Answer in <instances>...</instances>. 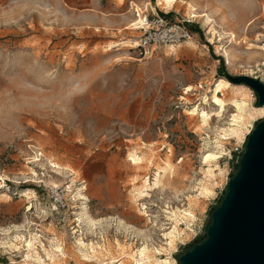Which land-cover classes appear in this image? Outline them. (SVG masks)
Instances as JSON below:
<instances>
[{
	"label": "rangeland",
	"instance_id": "obj_1",
	"mask_svg": "<svg viewBox=\"0 0 264 264\" xmlns=\"http://www.w3.org/2000/svg\"><path fill=\"white\" fill-rule=\"evenodd\" d=\"M161 4L0 0V264H182L207 238L264 119L226 75L264 82V0ZM154 12L191 38L144 51Z\"/></svg>",
	"mask_w": 264,
	"mask_h": 264
},
{
	"label": "water",
	"instance_id": "obj_2",
	"mask_svg": "<svg viewBox=\"0 0 264 264\" xmlns=\"http://www.w3.org/2000/svg\"><path fill=\"white\" fill-rule=\"evenodd\" d=\"M245 83L264 106V82L250 75L231 76ZM207 238L186 251L182 264H264V119L248 135L240 168L212 213Z\"/></svg>",
	"mask_w": 264,
	"mask_h": 264
},
{
	"label": "built area",
	"instance_id": "obj_3",
	"mask_svg": "<svg viewBox=\"0 0 264 264\" xmlns=\"http://www.w3.org/2000/svg\"><path fill=\"white\" fill-rule=\"evenodd\" d=\"M143 22L144 24L140 27L143 33L139 40V46L144 51L149 50L153 45L179 43L191 38L192 35L184 20L172 21L166 14L154 12L152 16L145 15ZM236 151L244 152L242 148Z\"/></svg>",
	"mask_w": 264,
	"mask_h": 264
},
{
	"label": "bare ground",
	"instance_id": "obj_4",
	"mask_svg": "<svg viewBox=\"0 0 264 264\" xmlns=\"http://www.w3.org/2000/svg\"><path fill=\"white\" fill-rule=\"evenodd\" d=\"M177 0H158V2H160V3H162L163 5H165L166 7H168V8H170V7H172L173 6V2H176ZM161 4V5H162ZM189 6H192L193 7V9L196 11L197 10V8L196 7H194L193 6V4L191 3V2H189ZM200 12H198V13H194V14H196V15H198ZM209 17V16H208ZM137 24H143V18H142V16H140L137 20H135V22H133L132 23V25H137ZM139 41H137V40H135L134 41V43L135 44H138L139 45V43H138ZM224 83H226V81L224 80V79H221L220 81H219V83L215 86V88H214V92H216V91H221V90H223V88H224ZM234 86V85H233ZM247 89H249V88H247ZM239 90V89H238ZM236 92V91H235ZM238 92V91H237ZM250 94H249V92L247 91V90H243L242 91V100H243V103L242 102H240L239 101V99H232L233 101H234V103L236 104V106L239 108V109H242L243 108V104H244V101L246 100V98L249 96ZM213 97L215 98V100H217V101H219V103H220V109L221 110H223L224 108H225V101L224 100H221V99H219L218 97H217V95L214 93V95H213ZM236 97V96H235ZM207 113V112H206ZM206 116V115H205ZM204 116V117H205ZM211 116V115H210ZM211 117H209V119H210ZM230 130L233 132V133H238L239 132V130H240V122L239 121H237V123L234 125V126H230ZM238 135H239V133H238ZM212 155H213V157L214 158H216V157H218V153L216 152V151H213L212 152ZM135 159H137V161L139 160V159H141V157H138V156H135ZM210 173L211 174H214L212 171H210ZM156 181V180H155ZM210 188V187H209ZM87 219V218H86ZM82 220H83V218H82ZM89 221H90V219H89ZM91 222H92V224H96V221L92 218L91 219ZM95 229V228H94ZM176 239V238H175ZM29 244V243H28ZM167 245V244H166ZM58 249V248H57ZM158 252V251H157ZM140 256H141V258L139 259V260H136L137 261V264H145L144 263V260H146V259H149L151 256H152V252L151 251H149L147 248H143L142 250H141V252H140ZM43 260V259H42Z\"/></svg>",
	"mask_w": 264,
	"mask_h": 264
},
{
	"label": "trees",
	"instance_id": "obj_5",
	"mask_svg": "<svg viewBox=\"0 0 264 264\" xmlns=\"http://www.w3.org/2000/svg\"><path fill=\"white\" fill-rule=\"evenodd\" d=\"M240 165H238V167H239ZM211 222H212V220H211ZM207 237V236H206Z\"/></svg>",
	"mask_w": 264,
	"mask_h": 264
}]
</instances>
